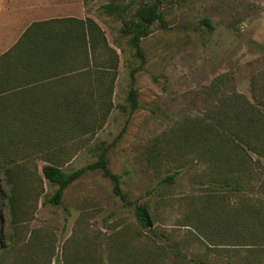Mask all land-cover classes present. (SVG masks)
<instances>
[{"label":"rangeland","instance_id":"1","mask_svg":"<svg viewBox=\"0 0 264 264\" xmlns=\"http://www.w3.org/2000/svg\"><path fill=\"white\" fill-rule=\"evenodd\" d=\"M86 1L105 44L97 43V75L86 86L96 101L76 126L48 120L41 134L53 137L49 145L3 158L0 264H264V157L232 139L223 120H211L231 100L264 114V0H160L165 28L153 23L140 40L142 64L121 19L152 1ZM10 143L4 150L15 152ZM102 150L126 201L148 208V230L99 170L67 186L59 206L45 203L56 187L42 166L70 173ZM10 184L23 195L13 206Z\"/></svg>","mask_w":264,"mask_h":264},{"label":"trees","instance_id":"2","mask_svg":"<svg viewBox=\"0 0 264 264\" xmlns=\"http://www.w3.org/2000/svg\"><path fill=\"white\" fill-rule=\"evenodd\" d=\"M151 1L152 2L149 4H142L139 6L133 12L132 18L128 20L121 19L122 27L120 32L123 36H129L127 43L133 50L134 56L140 61V64L143 62V54L139 46L140 40L146 37L148 29L153 23H156L161 29L165 28L159 11L160 0ZM110 7L111 6L106 5L103 9L108 10ZM79 23L81 24V30L85 27L86 32L85 34L84 32L81 33V44H83L81 45V52L83 55H81L78 66L75 69L74 66H69L67 68L63 66L65 60L63 59L64 54H62L63 48L60 47V44L42 53L39 52L40 50H35L34 55L27 52L25 56L22 55L13 59L9 53H6L0 57V168L4 166L3 158L5 156L21 157L26 154H24L23 151L25 147L38 149L44 145H49L53 137H50L49 133H47V136L41 134L46 125H53L48 124V120H56L58 123L70 120V122L74 124L73 126H76L80 123L79 118L83 117L89 108L94 107L96 94L93 93L94 91H92L90 87L83 92H71L65 95L64 99L68 101H64V103L62 100L58 101L57 99L61 97L56 95L52 98L53 102L51 103H34V96L30 93L31 89H40L43 88L44 85L29 86L30 84L20 81L17 77L18 74L29 71L54 74L61 69H68L71 71L79 69L87 71L84 80L89 83V74L93 71V52L97 47L98 41L103 42V45L105 44L102 32L91 20L86 19ZM201 23L208 30L211 29L207 19L201 20ZM133 72L134 70L129 72L130 84L133 83ZM100 77L101 76H96L95 80L101 82ZM93 81L94 80L91 82ZM98 96L103 97L104 94H98ZM126 99L130 104V111H134L139 107L134 90H129ZM245 102L231 100L229 103H226L224 107H218L214 118L211 120H223L232 139L235 138V140L248 151L264 157V114ZM46 104H48V106H46ZM34 105L37 106L34 107ZM259 106L264 110V103H261ZM11 141H16L14 145L16 148L15 152L4 150V148H10L12 146L10 143ZM231 146L232 148L239 147L241 149V147L233 141ZM104 154L105 150H102L95 162L70 173L62 172L60 167L54 164L42 166V178L50 186L56 187L45 203L52 206H59L61 195L67 186L86 171L99 170L102 177L109 181L112 195L118 198L125 207L131 206L133 216L138 226L144 230H148L152 226L148 208L143 204H131L126 201L120 188V177L109 171ZM233 164L234 163L230 161V165L233 166ZM240 165H243L242 161L238 163L237 167H240ZM11 167L12 166H10V168ZM13 167L16 168V172L18 173V170H20L19 167ZM10 168L4 170L6 171L5 177L7 178L11 177ZM166 179L169 181L171 176H168ZM10 186L11 187H9L7 191L6 202L10 206L21 203L23 195L18 193L14 185L10 184ZM3 198L0 189V203L3 202ZM260 223L261 222H259L258 225H260ZM42 264L50 263L47 260Z\"/></svg>","mask_w":264,"mask_h":264},{"label":"crops","instance_id":"3","mask_svg":"<svg viewBox=\"0 0 264 264\" xmlns=\"http://www.w3.org/2000/svg\"><path fill=\"white\" fill-rule=\"evenodd\" d=\"M87 9L86 0H0V57L6 53L13 59L25 56L27 52L34 55L35 50L42 53L60 44L65 60L63 66L77 68L83 55L81 33L86 32L85 27L81 30L79 22L91 19L100 28V24L88 14ZM106 43L118 49L116 43L112 45L108 40ZM86 73L79 69H61L54 74L22 72L17 77L29 86L44 85L40 89H31L34 103H51L55 95L60 96L57 100L64 103L68 101L64 99L65 95L86 90ZM90 73V77L97 75L96 71Z\"/></svg>","mask_w":264,"mask_h":264}]
</instances>
